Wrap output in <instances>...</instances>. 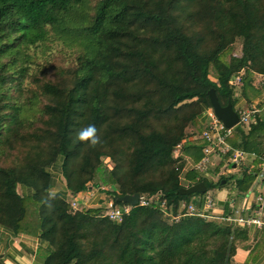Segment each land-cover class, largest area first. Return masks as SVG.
<instances>
[{"label": "trees", "instance_id": "16d2710c", "mask_svg": "<svg viewBox=\"0 0 264 264\" xmlns=\"http://www.w3.org/2000/svg\"><path fill=\"white\" fill-rule=\"evenodd\" d=\"M242 70L251 102L262 90L264 0H0V227L39 236L44 264H235L249 228L176 221L161 200L174 215L193 197L203 204L207 192H179L207 145L192 126L212 107L211 88L236 105L229 81ZM88 125L96 147L75 139ZM227 142L254 159L216 182L187 170L188 186L234 178L239 196L249 191L264 167V103ZM54 171L74 196L98 188L116 205L135 192L160 201L121 221L107 204L75 210L52 192Z\"/></svg>", "mask_w": 264, "mask_h": 264}, {"label": "crops", "instance_id": "0c3cea01", "mask_svg": "<svg viewBox=\"0 0 264 264\" xmlns=\"http://www.w3.org/2000/svg\"><path fill=\"white\" fill-rule=\"evenodd\" d=\"M240 49V47L237 49L238 54H240ZM241 72L244 76L245 71L242 70ZM254 76L256 87L259 86L262 90L256 97L251 99V102L248 101L246 97H241V95L237 96V102L234 106L237 111L241 108V106L251 105L257 106L259 108V112L261 111V105L264 103V74L255 73ZM207 124L208 118L204 112V114L200 117L199 124H194L192 126V132L198 135L206 128ZM176 154L178 155L180 153ZM247 154L249 156L244 160V162L250 161L252 158L254 159L255 154ZM224 155L222 159L217 161L218 166L213 168V171L216 170L223 162H226L228 166L235 167V169L237 165L241 163L236 164L232 162L233 165H230V160L225 159ZM189 162H191V160H189ZM186 171L187 170H185V173L181 177L182 183L189 184L190 181L185 177ZM54 172L56 181L55 185L52 187V192L60 193L70 202L76 200L78 202L79 209L96 208L107 204L106 193L98 188H90L89 190L83 191L76 196L73 195V199L69 200V196L71 194L66 190L65 180L63 179L62 174L59 171ZM211 174L213 173L208 174L209 180L216 182L217 178L215 177H219L220 173L216 176ZM58 183H62L64 186L59 187ZM234 184V178H231L229 184L223 188H216L211 191L207 189L206 192H209L215 200L214 209L210 212L211 214L209 218L216 219L226 225H233L231 222L222 220V216L236 214V212L243 215H250L251 213H256L258 210H261V214L259 215L264 218V169L262 168L261 173L255 179L253 186L247 193L239 196ZM21 189L22 191H20V188L19 191L25 194H31L33 192L31 189H24L22 187ZM260 198H262V200H260ZM233 226L241 227L235 225ZM243 227L249 228L250 237L249 240L243 242L238 248L237 254L234 257L235 264H264V225L259 226L254 224ZM46 244L47 243L41 240L39 236L28 234L15 235L11 231L0 227V264H44L43 251L41 248H45Z\"/></svg>", "mask_w": 264, "mask_h": 264}, {"label": "built area", "instance_id": "2783aa9c", "mask_svg": "<svg viewBox=\"0 0 264 264\" xmlns=\"http://www.w3.org/2000/svg\"><path fill=\"white\" fill-rule=\"evenodd\" d=\"M236 90V95H240V90L244 84L243 73L240 71L229 81ZM239 114V124H248L253 121L256 114L259 112V108L255 105L251 106H241L237 111ZM205 114L208 118V124L206 128L199 133L195 134L196 137L203 138L206 140L207 145L204 148V156L198 162H189L186 170H195L196 172H202L204 174H209L210 170L218 166V162L223 158L224 154L231 152L230 162L240 163L248 158V154L242 149H232V147L227 142L228 136L232 133L234 128H227L222 120L216 115L213 107L207 108ZM181 148V145L178 146ZM184 186L188 184L183 183ZM262 200V198H260ZM160 201V196L148 197L140 194V199L137 204L125 203L122 205H116L113 200L107 203L106 215L114 220L121 221L125 214L129 213L133 206H150L155 204V202ZM199 198H192L189 203L183 202L182 210L186 209L184 212L181 211L179 214H172L165 209V201L161 200V206L166 215L171 216L173 220H180L183 215H199L204 218L210 217V212L214 209L215 200L214 197L208 192L203 200V204L200 203ZM72 206L75 210L79 209L78 202L76 200L72 201ZM202 205V206H200ZM261 210L256 211V213H251L250 215H243L236 212V214L222 216V220L231 222L235 226H248V225H264V218L261 217Z\"/></svg>", "mask_w": 264, "mask_h": 264}, {"label": "water", "instance_id": "95a60500", "mask_svg": "<svg viewBox=\"0 0 264 264\" xmlns=\"http://www.w3.org/2000/svg\"><path fill=\"white\" fill-rule=\"evenodd\" d=\"M209 96L211 105L214 109L216 115L222 120L227 128H234L239 124V114L234 108L232 103L223 105L219 99L217 91L215 88L209 90ZM207 185L204 181H199L197 183L191 184L189 186H182L179 190L181 194L190 195L193 193H204L207 191ZM140 199V193H127L116 197L119 202L137 204Z\"/></svg>", "mask_w": 264, "mask_h": 264}, {"label": "clouds", "instance_id": "9594fccd", "mask_svg": "<svg viewBox=\"0 0 264 264\" xmlns=\"http://www.w3.org/2000/svg\"><path fill=\"white\" fill-rule=\"evenodd\" d=\"M75 139L77 141L87 143L92 147H96L102 143L101 136L95 125H88L77 131ZM50 198H54V193H50ZM50 203V202H49Z\"/></svg>", "mask_w": 264, "mask_h": 264}, {"label": "rangeland", "instance_id": "374dc122", "mask_svg": "<svg viewBox=\"0 0 264 264\" xmlns=\"http://www.w3.org/2000/svg\"><path fill=\"white\" fill-rule=\"evenodd\" d=\"M238 48H239V45H238ZM176 153H180V148L177 149ZM236 164H237V163H236ZM263 169H264V167H263ZM240 170H241V166H240L239 164L237 165V167H236V169H235V167L228 166L226 162H223V163H221V164L219 165V167L217 168V170H214L215 172H212L213 174H211V175L216 176L218 173H220V174H219L220 176H222V175H229V176H230V174H239V173H240ZM212 171H213V170H212ZM216 172H217V173H216ZM214 173H215V174H214ZM220 176H219V177L216 176V177H215V178H217L216 180L220 179ZM63 182H64V181H63ZM228 184H229V183H228ZM228 184H227V185H228ZM58 186H59V187H63L64 184H62V183H58ZM20 191H22L21 188H20ZM73 197H74L73 195H70V196H69V200H72Z\"/></svg>", "mask_w": 264, "mask_h": 264}]
</instances>
